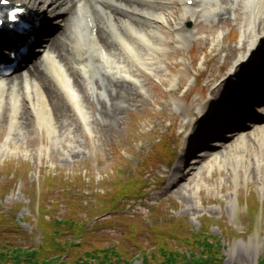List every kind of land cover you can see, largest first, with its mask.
<instances>
[{
  "label": "rangeland",
  "instance_id": "1",
  "mask_svg": "<svg viewBox=\"0 0 264 264\" xmlns=\"http://www.w3.org/2000/svg\"><path fill=\"white\" fill-rule=\"evenodd\" d=\"M247 1L235 0L229 8L230 0L227 3L211 0L216 13H203L201 7L195 5L197 13L186 11L184 22L192 36L179 43L171 21H176L184 8L176 0L171 11H165L166 20L160 23L157 35L145 32L152 42L163 47L162 52L155 54L145 42L128 35L126 28L122 29L121 34L132 46L148 52L151 65L141 68L121 46L118 56L114 53L108 56L110 65H116L112 60L119 57L120 66L129 70L135 80L134 94L117 102L115 117L98 114V101L102 96L91 89L89 79L84 82L93 104L91 108L82 104L87 118L84 117V123L80 115L71 111L73 128L76 126L78 130L72 129L69 133L58 124L53 126L52 121L41 124L35 120L27 128L23 127L11 118L14 108L10 102L15 97L5 92V105L0 113V205L3 210L14 209L22 226L40 240L37 213L45 192H61L69 186L70 196L76 191L83 192L84 197L88 196L97 206L102 196L113 192L114 182L136 173L145 183L144 192L140 198L131 196L123 201L127 213H144L146 217L151 206L159 203L163 204L164 214L186 219L193 229L199 228L205 216L221 220L234 231L233 236L223 239L224 262L259 264L258 258L264 254V153L258 152L255 156L256 161L261 162L259 174L245 179L241 167L246 164L242 163V158L237 160L240 165L237 181L231 169L232 161L201 155L202 151L212 148L209 140L213 138H209V132L198 136L191 146L188 143L189 136L201 125L202 102L211 95L212 86L226 77L224 63L228 54L232 51L235 57L241 55L243 44V50L247 49L253 10V2L248 4ZM122 2L150 5L144 0ZM222 6L226 9L220 10ZM119 7L110 6L114 13L128 18L131 11L122 5ZM66 18L58 20L59 24H66ZM141 22L144 29L145 23ZM132 23L141 27L136 21ZM111 40L118 44L113 35ZM92 70L94 81L106 85L104 70L98 67ZM23 72L16 76L22 77ZM195 77L198 80L194 83ZM258 120L264 121V116L260 115ZM246 130L247 133L258 129ZM159 137L165 138L167 151L161 150L165 156L155 158L154 143ZM173 147L176 149L174 157ZM187 148L192 154L189 159L184 154ZM213 151L221 153L224 148ZM186 161L190 168H184ZM248 204L252 206L250 210ZM252 209L257 211L251 213ZM65 210L61 205L58 213L63 215ZM107 215L102 218L110 216ZM96 219L90 218V223ZM253 221V229L249 230ZM211 230L222 234L219 224H211ZM107 231L120 235L116 226ZM139 263L140 260H135V264Z\"/></svg>",
  "mask_w": 264,
  "mask_h": 264
},
{
  "label": "bare ground",
  "instance_id": "2",
  "mask_svg": "<svg viewBox=\"0 0 264 264\" xmlns=\"http://www.w3.org/2000/svg\"><path fill=\"white\" fill-rule=\"evenodd\" d=\"M26 1L31 4L32 8L37 7V14L45 12V14L51 15L54 23L57 19L67 17L66 24L60 27L61 31H59L53 38V41L40 54L33 56L36 57L35 61L28 66V69L22 77L19 76L21 79L15 76V78L8 77L0 80V113L4 108L3 105H5L6 100L4 95L7 92V95L15 97L10 102L14 108L11 118L14 121H18L23 127L27 128L35 120L41 124L52 121L54 122L52 123L53 126L58 124L59 127L62 126L66 133H69L72 129L73 131L78 130L76 126L73 128L74 118L70 115L71 111L74 114L80 115L79 118L84 123V117L86 120L87 118L82 104L87 105L88 108H91L93 104L91 95L87 92L84 82L91 77L93 67H98L100 70L103 69L107 77L106 85H99L98 82H93V87L95 86L96 91L102 96L99 99L101 101H98L100 105L97 111L98 114H101L103 117L107 116L108 118L115 117L117 114L116 105L119 103V100H122L126 96L131 97L130 94H134L133 85L135 84V80L131 73H129V70L125 69L124 66H120L119 57L116 61L112 60L116 65H110L111 62L108 56L112 53L118 56L119 46H121L126 53L128 52V56L132 60L140 64L141 68H145V65L150 68L149 65H151V62L148 61V52L139 51L132 46L130 41L121 34V30L126 28L128 35L131 34V36L133 35L140 41L145 42L146 46L154 54L155 52H162L163 47L161 44L156 41L152 42L145 32H149L153 36L157 35L160 26H162L160 23L166 20L165 11L170 12L176 0H144L150 4L146 7L134 3L128 5L123 3L122 0ZM192 1V4H188L185 0H178L184 8V13L178 16L176 21H171L173 24V34L176 40L180 41L179 43L184 40L188 41L192 36L190 31L186 29V23H184L186 11H191L193 14L197 13L195 5L198 4L197 6L200 5V10L203 13L217 12L211 0ZM218 1L223 3L228 2V0ZM248 1V4L253 2V10L250 18L252 21V25L250 26L252 40L249 42L251 43H248L246 51L245 49L243 50V45L241 48L243 54L236 59L232 51L228 54L229 58L224 63L227 66L231 64L227 75L228 78L216 83L213 86L210 97L202 102L200 106L202 117L199 119L200 122L198 121L201 126L197 127L195 133L189 136L188 143H190V146L192 142L196 141L198 136L203 135L202 126L203 123L207 122L206 120H209L212 124L213 122L217 123L222 121L221 117L217 119L216 113L226 103L230 89L232 88L231 83L228 84L231 81L229 77L237 74L239 75V79L242 80L246 76L245 73L243 76L242 72H248L249 65L252 68L256 65L255 61L257 60L259 51V48H256L257 43L262 41V46H264V0ZM233 2L234 0H230V3ZM120 5L131 10L128 13V18L114 13L110 8L111 6L115 9ZM87 20L92 21V26L97 30L96 33L92 27L87 26ZM134 21L141 25V27L134 26L132 23ZM141 21L145 23L144 29L142 28L144 24ZM112 35L117 38L118 44L112 43ZM74 50L76 54L73 53L72 55ZM262 62L259 63L261 64ZM222 88H225L223 96L221 95ZM260 94L256 93L253 96L246 97L245 100L247 102L242 105L243 110L241 112H245L248 109V105L252 102L263 100L264 94ZM241 95H245V93ZM80 105L82 108H80ZM263 106L260 107L264 109ZM249 112L251 113V109ZM262 115L264 116V110ZM205 117L206 119L204 120ZM250 117L252 116L250 115ZM260 126L263 127L257 128V132L242 134H238L237 132L227 133L230 136L227 142L222 143L218 141L216 143L217 145L224 146V152L213 153L208 151L204 153L215 154L214 158L216 160H224L227 158L232 161L231 169L233 174L236 175L237 181L240 178V175L237 174L240 166L237 160L241 158L243 160L242 163L246 164L241 167L244 173L243 179L253 174L258 175L261 162H257L255 156L258 152L264 153V123H260ZM184 154L191 155L186 150ZM184 165V168H190L187 161Z\"/></svg>",
  "mask_w": 264,
  "mask_h": 264
},
{
  "label": "trees",
  "instance_id": "3",
  "mask_svg": "<svg viewBox=\"0 0 264 264\" xmlns=\"http://www.w3.org/2000/svg\"><path fill=\"white\" fill-rule=\"evenodd\" d=\"M163 143H157L153 157L165 156ZM144 185L136 173L118 179L113 192L102 196L97 206L83 192L75 190L70 196L69 186L61 192H45L37 213L40 240L22 226L14 209L3 210L0 205V264H135L137 259L139 264H226L223 239L234 231L221 220L205 216L193 229L186 219L164 214L159 203L151 206L146 217L127 213L123 201L140 198ZM61 205L66 207L63 215L58 213ZM105 214L110 216L102 218ZM92 217L97 218L93 224ZM213 223L219 224L222 234L211 230ZM111 226L119 228L120 235L108 233ZM258 260L264 264V254Z\"/></svg>",
  "mask_w": 264,
  "mask_h": 264
}]
</instances>
